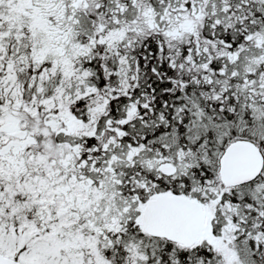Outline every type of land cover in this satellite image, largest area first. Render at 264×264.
Wrapping results in <instances>:
<instances>
[{
    "label": "snow or ice",
    "instance_id": "6c2138e0",
    "mask_svg": "<svg viewBox=\"0 0 264 264\" xmlns=\"http://www.w3.org/2000/svg\"><path fill=\"white\" fill-rule=\"evenodd\" d=\"M0 264H264V0H0Z\"/></svg>",
    "mask_w": 264,
    "mask_h": 264
}]
</instances>
